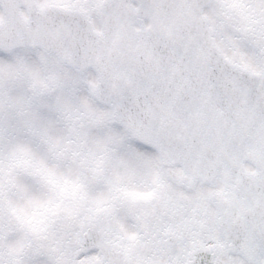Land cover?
Masks as SVG:
<instances>
[{"label": "snow or ice", "instance_id": "1", "mask_svg": "<svg viewBox=\"0 0 264 264\" xmlns=\"http://www.w3.org/2000/svg\"><path fill=\"white\" fill-rule=\"evenodd\" d=\"M0 264H264V0H0Z\"/></svg>", "mask_w": 264, "mask_h": 264}]
</instances>
